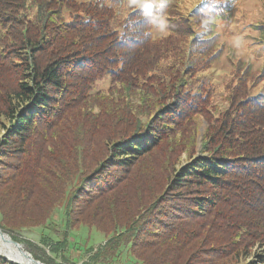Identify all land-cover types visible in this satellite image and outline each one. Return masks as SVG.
<instances>
[{
	"label": "trees",
	"instance_id": "16d2710c",
	"mask_svg": "<svg viewBox=\"0 0 264 264\" xmlns=\"http://www.w3.org/2000/svg\"><path fill=\"white\" fill-rule=\"evenodd\" d=\"M124 2L0 0V229L45 264H264V71L206 73L233 0Z\"/></svg>",
	"mask_w": 264,
	"mask_h": 264
},
{
	"label": "rangeland",
	"instance_id": "374dc122",
	"mask_svg": "<svg viewBox=\"0 0 264 264\" xmlns=\"http://www.w3.org/2000/svg\"><path fill=\"white\" fill-rule=\"evenodd\" d=\"M233 3L229 18L219 21L217 26L220 34L219 44L224 47L223 54L219 60L213 62L212 69L206 72L210 82L215 85L221 83L223 78L231 73L238 59L251 65L255 72L264 71V0H233ZM118 4L121 12L125 2L118 0ZM207 126L204 122L197 127L198 148L202 145ZM182 159L184 162L185 156ZM43 232L44 230L40 228L26 229L19 234V237L39 244ZM75 234L83 239L91 235L90 242L94 240L96 247L104 242L102 234L96 231L89 233L85 227L80 228ZM79 257L80 260L83 258ZM56 259L60 261L58 257ZM79 264H82V260Z\"/></svg>",
	"mask_w": 264,
	"mask_h": 264
},
{
	"label": "water",
	"instance_id": "95a60500",
	"mask_svg": "<svg viewBox=\"0 0 264 264\" xmlns=\"http://www.w3.org/2000/svg\"><path fill=\"white\" fill-rule=\"evenodd\" d=\"M0 235L2 236V237H7L8 238V242H10V243H12V244H14V245H16L18 248H20V249H22V244L21 243H19V242H17V241H14L13 239H12V237L9 235V234H7V233H5L3 230H1L0 229ZM22 251V254H23V258L24 259H26V261L25 262H20V261H18V260H15V259H13V258H10V257H8L7 255H5V254H2L1 252H0V255L1 256H3L9 263H11V264H44V263H42L41 261H39V260H36L34 257H33V255L31 254V253H29L27 250H25V249H23V250H21Z\"/></svg>",
	"mask_w": 264,
	"mask_h": 264
},
{
	"label": "bare ground",
	"instance_id": "6f19581e",
	"mask_svg": "<svg viewBox=\"0 0 264 264\" xmlns=\"http://www.w3.org/2000/svg\"><path fill=\"white\" fill-rule=\"evenodd\" d=\"M22 249L18 248L16 245L8 242L7 237H2L0 235V252L2 254L7 255L10 258H13L15 260H18L20 262H25L26 259H24L22 254Z\"/></svg>",
	"mask_w": 264,
	"mask_h": 264
}]
</instances>
